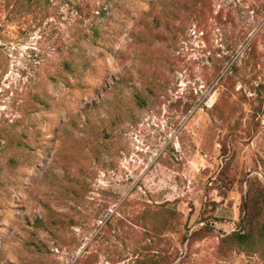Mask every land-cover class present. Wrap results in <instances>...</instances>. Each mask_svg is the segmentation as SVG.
I'll use <instances>...</instances> for the list:
<instances>
[{"label": "rangeland", "instance_id": "obj_1", "mask_svg": "<svg viewBox=\"0 0 264 264\" xmlns=\"http://www.w3.org/2000/svg\"><path fill=\"white\" fill-rule=\"evenodd\" d=\"M191 1L0 0V264H264V0Z\"/></svg>", "mask_w": 264, "mask_h": 264}, {"label": "trees", "instance_id": "obj_2", "mask_svg": "<svg viewBox=\"0 0 264 264\" xmlns=\"http://www.w3.org/2000/svg\"><path fill=\"white\" fill-rule=\"evenodd\" d=\"M203 3V1L193 0L188 4L189 8H198L199 6L203 7ZM248 184V196L246 199L244 198L243 203V216L247 206L245 229L241 233L231 234L225 239V242L237 246L249 254H255L258 252L259 241L264 242V184L258 177L249 180Z\"/></svg>", "mask_w": 264, "mask_h": 264}, {"label": "water", "instance_id": "obj_3", "mask_svg": "<svg viewBox=\"0 0 264 264\" xmlns=\"http://www.w3.org/2000/svg\"><path fill=\"white\" fill-rule=\"evenodd\" d=\"M241 232V231H240Z\"/></svg>", "mask_w": 264, "mask_h": 264}]
</instances>
